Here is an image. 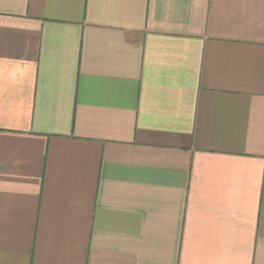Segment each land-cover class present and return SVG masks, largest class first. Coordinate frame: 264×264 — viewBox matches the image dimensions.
<instances>
[{
  "label": "crops",
  "instance_id": "obj_1",
  "mask_svg": "<svg viewBox=\"0 0 264 264\" xmlns=\"http://www.w3.org/2000/svg\"><path fill=\"white\" fill-rule=\"evenodd\" d=\"M0 264H264V0H0Z\"/></svg>",
  "mask_w": 264,
  "mask_h": 264
}]
</instances>
